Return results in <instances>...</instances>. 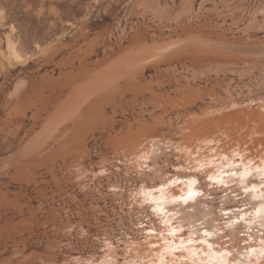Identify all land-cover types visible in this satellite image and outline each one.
I'll use <instances>...</instances> for the list:
<instances>
[{"label":"rangeland","instance_id":"rangeland-1","mask_svg":"<svg viewBox=\"0 0 264 264\" xmlns=\"http://www.w3.org/2000/svg\"><path fill=\"white\" fill-rule=\"evenodd\" d=\"M13 45L21 61L11 55ZM263 47L264 0H0V264H132L143 247L157 249L168 230L164 218L176 214L168 205L155 206L176 173L203 181L208 198L200 197L201 206L221 226L226 207L249 208L239 186L219 187L205 168H191L195 157L188 149L202 121L232 125L247 110L264 111ZM138 142L140 148L145 143L141 165ZM189 216L193 226L206 222ZM241 226L225 233L237 248L246 237L252 243L250 229ZM190 231L178 237L201 245Z\"/></svg>","mask_w":264,"mask_h":264},{"label":"bare ground","instance_id":"bare-ground-1","mask_svg":"<svg viewBox=\"0 0 264 264\" xmlns=\"http://www.w3.org/2000/svg\"><path fill=\"white\" fill-rule=\"evenodd\" d=\"M152 7V6H151ZM262 10V9H261ZM133 11V10H132ZM130 12H131V9H130ZM243 13V12H242ZM187 18V17H186ZM210 26V25H209ZM188 36V35H187ZM189 37V36H188ZM192 37V36H191ZM222 37V36H221ZM183 38V37H182ZM184 39V38H183ZM214 39H216V38H214ZM227 39V38H226ZM254 41H255V39H254ZM220 43V42H219ZM200 44V43H199ZM251 44V43H250ZM260 44H263V43H260ZM9 45H10V43H9ZM226 45V44H225ZM228 45V44H227ZM226 45V46H227ZM255 45H257V44H255ZM189 46V45H188ZM194 46V45H193ZM224 46V45H223ZM242 46V45H241ZM174 47V46H173ZM182 47V46H181ZM184 47V46H183ZM228 47V46H227ZM240 47V46H239ZM235 48V47H234ZM233 48V49H234ZM238 48V47H237ZM264 48V47H263ZM177 49H178V47H177ZM193 49H195V48H193ZM222 49V48H221ZM181 50V49H180ZM147 51V50H146ZM163 51V50H162ZM184 51H185V49H184ZM48 53V52H47ZM144 53V52H143ZM216 53V52H215ZM257 53V52H256ZM168 54H170V53H168ZM224 54V53H223ZM11 55L15 58V59H17V60H19V61H21V59H22V56L20 55V53L17 51V49H16V47L13 45V46H11ZM190 55V54H189ZM235 55V54H234ZM133 56V55H132ZM159 56V55H158ZM142 57V56H141ZM152 57V56H151ZM237 57V56H236ZM246 57V56H245ZM71 58V57H70ZM138 58V57H137ZM153 58V57H152ZM151 58V59H152ZM234 58V57H233ZM244 58V57H243ZM73 59V58H72ZM124 60H125V58H123ZM122 59V60H123ZM147 59V58H146ZM121 60V61H122ZM133 60V59H132ZM141 60H142V58H141ZM154 60V59H153ZM72 61V60H71ZM118 61V60H117ZM127 61V60H126ZM135 61V60H134ZM146 61V60H145ZM155 61V60H154ZM236 61V60H235ZM241 61V60H240ZM244 61V60H243ZM114 62V61H113ZM112 62V63H113ZM129 62V61H128ZM143 62H144V60H143ZM215 62V61H214ZM138 63V62H137ZM235 63V62H234ZM133 64V63H132ZM134 64H136L135 62H134ZM139 64V63H138ZM152 64V63H151ZM222 64V63H221ZM257 64V63H256ZM212 65V64H211ZM234 67V66H233ZM232 67V68H233ZM123 68V67H122ZM139 68V67H138ZM245 68V67H244ZM130 69V68H129ZM133 69V68H132ZM142 69V68H141ZM106 70V69H105ZM121 70V69H120ZM123 70V69H122ZM125 70V69H124ZM228 70V69H227ZM231 70V69H230ZM236 70V69H235ZM110 71V70H109ZM135 71V70H134ZM240 71V70H239ZM115 72H117V71H115ZM114 72V73H115ZM112 73V72H111ZM248 73V72H247ZM103 74V73H102ZM119 74V73H118ZM113 75V74H112ZM119 76V75H118ZM124 76V75H123ZM113 77V76H112ZM115 78V77H114ZM113 78V79H114ZM87 79V78H86ZM97 81V80H96ZM220 81V80H219ZM36 82H38V81H36ZM114 82H115V80H114ZM222 82H223V80H222ZM84 83V82H83ZM40 84V83H39ZM86 84V83H85ZM34 85V84H33ZM32 85V86H33ZM144 85V84H143ZM184 85V84H183ZM179 86V85H178ZM222 87V86H221ZM101 88H103V87H101ZM142 89V88H141ZM99 90V89H98ZM143 90V89H142ZM198 90V89H197ZM95 91V90H94ZM262 91V90H261ZM148 93V92H147ZM158 93V92H157ZM161 93V92H160ZM194 93V92H193ZM210 93V92H209ZM93 94H94V92H93ZM152 94V93H151ZM154 94V93H153ZM152 94V95H153ZM25 95V94H24ZM84 95V94H83ZM137 95H139L138 93H137ZM162 95V94H161ZM213 95V94H212ZM211 95V96H212ZM216 95V94H215ZM254 95V94H253ZM37 96V95H36ZM156 96V95H155ZM186 96V95H185ZM207 96V95H206ZM214 96V95H213ZM152 97V96H151ZM158 97V96H157ZM207 97H210V96H207ZM218 97V96H217ZM29 98H31V97H29ZM160 98V97H159ZM170 98V97H169ZM185 98V97H184ZM190 98H191V95H190ZM233 98V97H232ZM235 98H236V96H235ZM164 99H166V98H164ZM186 99V98H185ZM171 100V99H170ZM181 100H183V99H181ZM191 100V99H190ZM193 100V99H192ZM218 100V99H217ZM228 100V99H227ZM186 101V100H185ZM250 101V103H251V100H249ZM109 102V101H108ZM178 102V101H177ZM233 102V101H232ZM254 101H252V103H253ZM255 102H256V99H255ZM254 102V103H255ZM75 103V102H74ZM166 103V102H165ZM235 103V102H234ZM252 103H251V105H252ZM253 103V104H254ZM258 103V102H257ZM167 104V103H166ZM176 104V103H175ZM236 104V103H235ZM235 104H233L234 106H235ZM249 104V103H248ZM260 104V103H259ZM74 105H76V104H73V106ZM77 105H78V103H77ZM186 105H188V104H186ZM239 105H242V104H239ZM102 106V105H101ZM165 106H167V105H165ZM182 106V105H181ZM234 106H232V107H234ZM237 106H238V104H237ZM76 107V106H75ZM179 107V106H178ZM236 107V106H235ZM248 107V106H247ZM250 107V106H249ZM253 107V106H252ZM67 108V107H66ZM168 108V107H167ZM230 108V107H229ZM97 109V108H96ZM174 109V108H173ZM228 109V108H227ZM238 109V108H237ZM244 109V108H243ZM242 109V110H243ZM246 109H249V108H246ZM251 109V108H250ZM260 109V108H259ZM258 109V110H259ZM70 110H72V109H70ZM74 110V109H73ZM102 110V109H101ZM100 110V111H101ZM207 110V109H206ZM224 110V109H223ZM225 110H226V108H225ZM224 110V111H225ZM229 110V109H228ZM16 111V110H15ZM18 111V110H17ZM103 111V110H102ZM173 111V110H172ZM217 111V110H216ZM215 111V112H216ZM219 111V110H218ZM217 111V112H218ZM222 111V110H221ZM224 111H222V112H224ZM235 111V110H234ZM238 111V110H237ZM240 111V110H239ZM255 111V110H254ZM212 112H214V111H212ZM211 112V113H212ZM222 112H220L219 114H222ZM227 112V111H226ZM251 112H252V109H251ZM251 112L249 113V111L247 110V114H246V116H244V115H241L240 116V124L239 123H237L235 120V124H239L238 126L236 125H233L234 124V121H233V124L231 125V124H225V123H218L217 121L215 122V120L212 122V120H210V119H212V118H210L209 116H208V118H210L209 120H210V122L209 121H207V122H205V121H202V119L205 117V115H203L202 117H200V121H202V122H204L202 125H200L199 123H197V124H199L198 126H200L201 128H200V131L198 132L197 131V129H196V131L198 132H194V133H197V135L195 136V139L193 140V143H192V145L189 147V149H188V151H189V156H194L195 158V160H194V164L191 166V168H194V166H195V168L196 169H202V171H201V173L202 172H204L205 170L208 172V177H209V179L208 180H211L212 181V183H217L216 185H219V187H220V184L221 185H223V186H225V184H226V186H229L230 187V185H233V186H239L240 187V190L242 191L241 193V195H244V197L245 198H243L242 199V202H246L247 201V205H250V207L249 208H242V209H240V210H237L238 209V207H235V206H233V207H230V206H228V207H226L225 208V213L223 214V215H225V216H227L226 217V224H225V226L223 225V226H221L223 223H222V221H219V219L217 220L216 219V216H215V218H214V214L210 211V209L209 208H203V206H204V204H203V206H201V204H202V201L200 200V197H203V196H206V195H204V192H202L201 191V187H200V184H199V181L201 182V180H199V179H197V176H194V175H197V172L199 171H197L196 172V174L194 173V177H192L191 175H189L190 176V178L189 179H181L180 177H179V174L178 173H176V176L177 177H179V179H177V178H175L174 176H173V179H174V181H173V179H172V182L171 183H169L168 182V184L166 183V180L164 179V178H162V176L164 175V173H163V175L162 176H160L161 177V180L162 179H164L165 181H162V182H165L166 184H165V186H164V188H163V192L161 193V195L160 194H157V195H159V197H157L158 199V203H156L155 201V204H151V205H155V206H157L158 207V205H162V206H164V205H168V207L169 208H172L170 211L171 212H176V214L177 215H179V214H181L180 216H181V218H179V219H176V218H178V217H175L176 216V214L174 215V213L172 214L171 212V214L170 213H168V214H164V212H163V214L164 215H168L169 216V214H170V216L168 217V218H164V217H162V218H164V221H167V222H165L166 223V225H164V226H167L166 227V229L168 228V230L166 231V233H164L163 235H164V238H162L163 237V235H162V237H159V238H161V239H163V240H161V241H159V242H155L154 244H155V246L157 247V249L155 248V246H154V248H155V250L152 252V253H150V252H142L143 250H145L144 249V247H143V249H142V251H140V252H135V254L134 255H132V256H135V258H133V259H135L134 260V264H264V111H261L262 113L261 114H257V113H255V114H251ZM10 113V112H9ZM60 113H62V112H60ZM74 113V112H73ZM197 113V112H196ZM201 113H202V111H201ZM225 113V112H224ZM223 113V114H224ZM229 114L228 115H231V114H234L235 115V113H232V112H228ZM231 113V114H230ZM238 112H236V114H237ZM242 113V112H241ZM240 113V114H241ZM246 112H244V114H245ZM249 113V114H248ZM252 113H254V112H252ZM215 114V113H214ZM222 114V115H223ZM239 114V113H238ZM243 114V113H242ZM194 115V117H195V114H193ZM206 115H210V113L209 114H207V112H206ZM211 115H213V114H211ZM225 115V114H224ZM234 115L232 116V118L234 117ZM71 116V115H70ZM218 116V115H217ZM216 116V117H217ZM115 117V116H114ZM198 117V116H197ZM215 117V118H216ZM219 117V116H218ZM221 117H224V116H221ZM220 117V118H221ZM235 117H236V115H235ZM59 118V117H58ZM207 118V117H206ZM206 118H204L203 120H205ZM220 118H218V119H220ZM225 118H226V116H225ZM229 118V116L227 117V119ZM237 118V119H238ZM243 118H246L245 120L246 121H244L243 120ZM55 119V118H54ZM87 119V118H86ZM195 119V118H194ZM196 119H199V118H196ZM218 119H216V120H218ZM230 119V118H229ZM228 119V120H229ZM234 119V118H233ZM233 119H231V123H232V120ZM236 119V120H237ZM243 121H242V120ZM56 120H58V119H56ZM69 121H70V119H68ZM108 120V119H107ZM161 120V119H160ZM189 120H190V117H189ZM192 120V119H191ZM228 120H226V121H228ZM51 121L53 122V119H51ZM55 121V120H54ZM68 121V122H69ZM83 121V120H82ZM85 121V120H84ZM88 121V120H87ZM98 121V120H97ZM147 121V120H146ZM196 121V120H195ZM199 121V120H198ZM197 121V122H198ZM220 121V120H219ZM221 121H223V119L221 120ZM242 121V122H241ZM89 122V121H88ZM157 122V121H156ZM160 121H158V123H159ZM162 122V121H161ZM194 122V121H193ZM55 123V122H54ZM58 123V122H57ZM131 123V122H130ZM164 123V122H163ZM191 123V122H190ZM228 123V122H227ZM67 124V123H66ZM134 124V123H133ZM188 124H189V122H188ZM246 124V125H245ZM51 125V124H50ZM53 125V124H52ZM83 125V124H82ZM105 125V124H104ZM132 125V124H131ZM149 125V124H148ZM147 125V126H148ZM153 125H155V123L153 124ZM184 125V124H183ZM228 125H230L231 127H229V128H227V126ZM64 126V125H63ZM167 126V125H166ZM169 126V125H168ZM182 126V125H181ZM189 126H192L191 124L189 125ZM195 126H196V124H195ZM83 127V126H82ZM155 127V126H154ZM186 127V126H185ZM50 128H52V127H50ZM55 128V127H54ZM137 128V127H136ZM143 128V127H142ZM179 128V127H178ZM196 128V127H195ZM227 128V129H226ZM59 129V128H58ZM83 129V128H82ZM86 129V128H85ZM85 129H84V131H85ZM149 129V128H148ZM188 129V128H187ZM190 129V128H189ZM187 130L188 131V133H189V131L190 130ZM193 129H194V126H193ZM50 130V129H49ZM93 129H91V131H92ZM143 130L144 129H142V132L141 133H143L142 135H145L146 136V134H144V132H143ZM195 130V129H194ZM193 130V131H194ZM198 130H199V127H198ZM64 131H66V130H64ZM183 131H184V129H183ZM88 132V131H87ZM130 132V131H129ZM185 132H186V129H185ZM184 132V133H185ZM43 133V132H42ZM56 133V132H55ZM72 133V132H71ZM121 133V132H120ZM140 133V132H139ZM141 133H140V135H141ZM183 133V134H184ZM138 134V133H137ZM151 134H153V133H151ZM39 135V134H38ZM61 135V134H60ZM118 135V134H117ZM149 135H150V132H149ZM155 135V134H154ZM80 136V135H79ZM79 136H77V137H79ZM87 136V135H86ZM123 136V135H122ZM151 136V135H150ZM182 136H184V135H182ZM246 136H247V138H248V140H249V137L251 138V140L250 141H245V138H246ZM44 137V136H43ZM140 137H142V136H140ZM146 137H148V136H146ZM146 137H144L145 139H146ZM157 137V136H156ZM187 137V136H186ZM36 138V137H35ZM160 138V137H159ZM185 138V137H184ZM184 138H182V139H184ZM34 139V138H33ZM36 139H38V138H36ZM44 139V138H43ZM50 139V138H49ZM125 139V138H124ZM132 139V138H131ZM140 139V138H139ZM142 139L143 138H141L140 140L142 141ZM149 139H150V137H149ZM151 139H152V136H151ZM150 139V140H151ZM158 139V138H157ZM162 139V138H161ZM161 139H158L157 141H160ZM191 139V138H190ZM35 140V139H34ZM53 140V139H52ZM76 140V139H75ZM134 140V139H133ZM139 140V141H140ZM167 140H169V138L167 139ZM172 140V139H171ZM35 141H37V140H35ZM83 141H85V140H83ZM145 141V140H144ZM143 141V142H144ZM40 142V141H39ZM38 142V143H39ZM46 142V141H45ZM78 142V141H77ZM123 142V141H122ZM126 142V141H125ZM153 142H156V141H153ZM167 142V141H166ZM179 142V141H178ZM181 142V141H180ZM183 142V141H182ZM192 142V141H191ZM35 143V142H34ZM73 143V142H72ZM149 143V142H148ZM169 143V142H168ZM172 143V142H171ZM184 143V142H183ZM183 143H179L180 144V146L183 144ZM40 144V143H39ZM38 144V145H39ZM44 144V143H43ZM65 144V143H64ZM80 144V143H79ZM125 144V143H124ZM127 144V143H126ZM131 144V143H130ZM134 144V143H133ZM145 144V143H144ZM144 144H143V146H144ZM164 144V143H163ZM174 144H176V143H174ZM191 144V143H190ZM246 144H248L249 146H247L246 147ZM33 145H35V144H33ZM142 145V143H139L138 142V144L136 145V147H135V145H133V148L135 147L136 148V150L135 151H139L140 152V154H137V162L139 163V157H140V155H142L143 153H142V149H143V146H142V148H140L139 146H141ZM149 145V144H148ZM161 145V144H160ZM159 145V146H160ZM32 146V145H31ZM155 146V145H154ZM153 146V147H154ZM165 146H167L166 145V143H165ZM174 146V145H173ZM27 147V146H26ZM124 147V146H123ZM129 147V146H128ZM168 147V146H167ZM170 147V146H169ZM172 147V146H171ZM182 147V146H181ZM33 148V147H32ZM79 148V147H78ZM148 148V147H147ZM156 148V147H155ZM161 148H162V146H161ZM160 148V149H161ZM25 149V148H24ZM38 149V148H37ZM145 149V148H144ZM149 149H150V146H149ZM154 149V148H153ZM163 149H165L164 147H163ZM168 148H166L165 149V151L167 150ZM171 149H173V148H171ZM177 149V148H176ZM74 150H76V149H74ZM118 150V149H117ZM116 150V151H117ZM128 150V149H127ZM147 150V149H146ZM30 151V150H29ZM55 151V150H54ZM65 151V150H64ZM129 151H130V149H129ZM128 151V152H129ZM157 151V150H156ZM159 151H161V150H159ZM164 151V150H163ZM169 151V153H170V150H168ZM167 151V152H168ZM176 150L174 149V152H175ZM31 152V151H30ZM36 152V151H35ZM61 152V151H60ZM134 152V151H133ZM139 152H137V153H139ZM143 152H145L144 150H143ZM149 153L151 152V151H148ZM172 152V151H171ZM173 152V153H174ZM177 152H178V149H177V151H176V154H177ZM179 152H180V150H179ZM178 152V153H179ZM182 152V151H181ZM16 153V152H15ZM65 153V152H64ZM67 153V152H66ZM136 153V152H135ZM164 153V152H163ZM162 153V154H163ZM21 154V153H20ZM34 154V153H33ZM71 154V153H70ZM79 154V153H78ZM82 154V153H81ZM145 154V153H144ZM159 154H161V152L160 153H158L157 155H159ZM166 154H168V153H166ZM165 154V155H166ZM175 154V155H176ZM13 155H14V153H13ZM53 155V154H52ZM55 155V154H54ZM69 155V154H68ZM153 155H155V154H153ZM157 155H155V156H157ZM165 155H163V156H165ZM168 155H170V157H171V153L170 154H168ZM167 155V156H168ZM174 155V156H175ZM181 155V154H180ZM187 155V154H186ZM134 156V155H133ZM143 156V155H142ZM160 156V155H159ZM162 156V157H163ZM173 156V155H172ZM61 157H64V156H61ZM67 157V156H66ZM136 157V156H135ZM150 157V156H149ZM149 157H147V158H149ZM152 158H154V156H151ZM161 157V156H160ZM169 157V158H170ZM176 157V156H175ZM183 157V156H182ZM188 157V156H187ZM187 157L186 156H184V158H185V160L184 161H186L187 162ZM29 158V157H28ZM80 158V157H79ZM177 158V157H176ZM179 158V157H178ZM26 159V158H25ZM54 159V158H53ZM59 159V158H58ZM66 159V158H65ZM142 159H143V157H142ZM156 159V158H155ZM171 159V158H170ZM180 159V158H179ZM179 159H177L178 161H179ZM188 159H190V157L188 158ZM13 160V159H12ZM152 160V159H151ZM191 160V159H190ZM189 160V162H191V161H193V160H191L190 161ZM66 161V160H65ZM163 161V160H162ZM183 161V162H184ZM97 162V161H96ZM122 162V161H121ZM136 162V163H137ZM149 162V161H148ZM148 162H146V163H148ZM151 162V161H150ZM161 162V161H160ZM182 162V161H181ZM182 162V163H183ZM189 162H188V164H189ZM135 163V164H136ZM137 163V164H138ZM142 163H144V159H143V162ZM164 163V162H163ZM170 163H172V162H170ZM174 163V162H173ZM176 163V162H175ZM178 163V162H177ZM111 164V163H110ZM134 164V165H135ZM140 164V163H139ZM149 164V163H148ZM150 164H152V162L150 163ZM154 164V163H153ZM160 164V163H159ZM183 164H185V163H183ZM187 164V165H188ZM55 165V164H54ZM141 165V164H140ZM143 165V164H142ZM169 165V164H168ZM176 165H178V164H176ZM186 164H185V166H187ZM190 165V164H189ZM5 166V165H4ZM136 166V165H135ZM145 166H146V164H145ZM149 166V165H148ZM155 166V165H154ZM170 166H172V165H170ZM183 166V165H182ZM185 166H183V167H185ZM151 167V166H150ZM160 167V166H159ZM174 167V166H173ZM179 168L181 167V165L180 166H178ZM88 168V167H87ZM142 168V167H141ZM147 168V167H146ZM153 168V167H152ZM158 168V167H157ZM156 167H154V170L155 169H157ZM170 168V167H169ZM203 168H205L204 169V171H203ZM131 169V168H130ZM159 169V168H158ZM157 169V171H160V170H158ZM166 169V168H165ZM176 169H178L177 167H176ZM183 169H186V168H183ZM152 170V169H151ZM162 170H164V169H162ZM167 170V169H166ZM179 170V169H178ZM177 170V171H178ZM193 171V169H188V172L189 171ZM180 171L182 172V170L180 169ZM195 171V170H194ZM206 171L204 172L205 174H207L206 173ZM151 172H154V171H151ZM150 172V173H151ZM179 172V171H178ZM184 172H186V170H183V173ZM121 173V172H120ZM149 173V172H148ZM155 173V172H154ZM158 173V172H157ZM156 173V174H157ZM160 173V172H159ZM190 173V172H189ZM201 173H200V175H201ZM82 174V173H81ZM147 174V173H146ZM175 174V173H174ZM174 174H172V175H174ZM191 174V173H190ZM193 174V173H192ZM199 174V173H198ZM89 175V174H88ZM150 175V174H149ZM159 175V174H158ZM158 175H157V177H158ZM165 175H167V173L165 172ZM185 175V174H184ZM148 176V175H147ZM171 176V175H170ZM180 176H181V173H180ZM188 176V175H187ZM205 177L207 176V175H204ZM150 177V176H149ZM167 176H165V178H166ZM172 177V176H171ZM185 177V176H184ZM88 178V177H87ZM155 178V177H154ZM201 178H203V177H201ZM136 179V178H135ZM155 179H157V178H155ZM169 179V177L167 178V180ZM153 180V179H152ZM158 180V179H157ZM199 180V181H198ZM159 181V180H158ZM170 181V180H169ZM78 182V181H77ZM82 182V181H81ZM131 182V181H130ZM161 182V181H160ZM159 182V183H160ZM161 182V183H162ZM203 182V181H202ZM202 182H201V184H202ZM209 182V181H208ZM207 182V183H208ZM159 183H155V184H159ZM154 183H152V185H153ZM154 184V186L156 187L157 185H155ZM164 184V183H163ZM162 184V185H163ZM206 184V183H205ZM79 185V184H78ZM207 185H209V184H206L205 186L207 187ZM147 186V185H146ZM211 186H213V184L211 185ZM225 186V187H226ZM215 187H217V186H213V187H210V188H215ZM224 187V188H225ZM153 188V187H152ZM160 190H161V188L160 187H158ZM157 188V189H158ZM218 188V187H217ZM230 188H232V186L230 187ZM236 188H238V187H236ZM142 189V188H141ZM149 189V188H148ZM159 189H158V191H159ZM203 189V188H202ZM207 189H209V188H207ZM219 189V188H218ZM138 190H140V189H138ZM143 190V189H142ZM154 190V189H153ZM152 190V191H153ZM215 190H217L216 188H215ZM219 190H221V189H219ZM223 190V189H222ZM221 190V191H222ZM229 190H232V189H229ZM229 190H225L226 192L228 191V193H229ZM141 191V190H140ZM145 192H146V190H144ZM148 191V190H147ZM150 191V190H149ZM155 191H156V189H155ZM158 191H156V192H158ZM207 191V190H206ZM143 192V191H142ZM141 192V193H142ZM208 192V191H207ZM213 192V191H212ZM230 192H232V191H230ZM239 192V191H238ZM138 193V192H137ZM140 193V194H141ZM146 193H148V192H146ZM151 193V192H150ZM237 193V192H236ZM235 193V194H236ZM144 194V193H143ZM143 194H141V195H143ZM152 194V193H151ZM207 194V193H206ZM136 195H138V194H136ZM144 195H146V194H144ZM143 195V196H144ZM155 195V194H154ZM219 195V194H218ZM231 195V194H230ZM233 195V194H232ZM115 196V195H114ZM118 196H119V194H118ZM149 196V195H148ZM152 196V195H151ZM150 196V197H151ZM208 196V195H207ZM206 196V197H207ZM210 196V195H209ZM137 197H139V196H137ZM155 197V198H156ZM205 197V198H206ZM211 197H214V196H212L211 195ZM216 197V196H215ZM220 197V196H219ZM218 197V198H219ZM229 197V196H228ZM237 197H240L239 195L237 196ZM139 198H141V197H139ZM138 198V199H139ZM145 198V199H144ZM144 198H143V203L145 202V200H146V198L147 197H145L144 196ZM154 198V197H153ZM208 198V197H207ZM230 198V197H229ZM234 198V197H233ZM149 199V198H148ZM202 199V198H201ZM224 199V198H223ZM230 199H232V198H230ZM229 199V201H232V200H230ZM235 199V198H234ZM156 200V201H157ZM210 200V199H209ZM208 200V201H209ZM222 200V199H221ZM227 200V199H226ZM249 200H251L252 202H249ZM141 202H142V198H141V200H140ZM140 201H138L139 203H140ZM152 201L153 200H151V202H147V205L148 204H150V203H152ZM205 201V200H204ZM207 201V202H208ZM153 202V203H154ZM214 202V201H213ZM216 202H217V200H216ZM222 202V201H221ZM223 203V202H222ZM222 203H221V205H222ZM240 203V202H239ZM131 204V203H130ZM141 204V203H140ZM212 205H213V203H211ZM215 204V203H214ZM226 203H224V205H225ZM245 204V203H244ZM245 204V205H246ZM143 205V204H142ZM142 205H140V206H142ZM145 205H146V203H145ZM144 205V206H145ZM151 205H149V207L151 206ZM207 205H208V203H207ZM206 205V206H207ZM236 205V204H235ZM240 205V204H239ZM243 205V204H242ZM209 206V205H208ZM143 207V206H142ZM146 207V206H145ZM144 207V208H145ZM152 207V206H151ZM159 207H161V206H159ZM209 207H211V206H209ZM217 207V206H216ZM225 207V206H224ZM143 208V209H144ZM148 208V207H147ZM154 208V207H153ZM162 208V207H161ZM160 208V209H161ZM218 208V207H217ZM216 208V209H217ZM221 208H222V206H221ZM134 209V208H133ZM149 209V208H148ZM147 209V210H148ZM152 209V208H151ZM168 209V208H167ZM177 209H180V211L178 212V210ZM215 209V210H216ZM146 210V212L148 213V211ZM155 210H157V209H155ZM165 210V209H164ZM177 210V211H176ZM214 210V209H213ZM145 211V210H144ZM152 211V210H151ZM168 211V210H167ZM166 211V212H167ZM140 212V211H139ZM155 211L153 210V213H154ZM159 212V211H158ZM160 212H161V210H160ZM165 212V213H166ZM215 212H217V211H215ZM220 212V211H219ZM150 213V212H149ZM156 213V212H155ZM221 213H222V211H221ZM159 214V213H158ZM196 215L197 214V216H199V217H201L202 219H204L206 222L204 223V224H202V225H199V223L198 222H196V223H198V224H196V225H192V224H194L193 223V221L191 220V216H189V215ZM130 215V214H129ZM156 215H157V213H156ZM160 215H161V213H160ZM158 216V215H157ZM190 217V220L188 219L189 217ZM197 216H195V217H197ZM148 217H149V215H148ZM150 217H151V215H150ZM160 217V216H159ZM195 217H193L192 219H194ZM219 217H220V215H219ZM161 218V219H162ZM175 218V219H174ZM218 218V217H217ZM221 218H224V216L223 217H221ZM142 219V218H141ZM158 219V218H157ZM167 219V220H166ZM153 220V219H152ZM158 221V220H157ZM161 221V220H160ZM162 221H163V219H162ZM161 221V222H162ZM163 221V222H164ZM198 221V220H197ZM203 221V220H202ZM221 222L222 224H220L219 222ZM153 222V221H152ZM155 222V221H154ZM153 222V224H155ZM159 222V221H158ZM158 222H157V224H158ZM223 222H224V220H223ZM143 223V222H142ZM160 223V222H159ZM159 225V224H158ZM193 227H192V226ZM241 225H246V227L247 228H249L250 229V231L248 232V236L250 237V241H252V243H249V240H245L247 237L246 236H244V237H246L244 240H242L244 243L243 244H245L244 246H242L241 247V245L239 246V247H241V248H237V247H234V246H232V244H234V243H232L231 241L229 242V241H225V239L228 237V236H225V233H226V231H228V232H230V235H233V232L235 231V229L236 228H239ZM152 227V226H151ZM160 227V226H159ZM159 227H157L158 229H159V231H165V230H163V229H160ZM163 227V226H162ZM241 227H243V226H241ZM129 228V227H128ZM156 228V227H155ZM155 228H154V230H155ZM189 228H191L192 229V232L194 233V234H192L191 233V231H190V235H188V236H190L191 238L193 237L192 235H198V237L200 238V240H198L200 243H201V245H197L195 242L197 241V238H196V241L194 242V243H190V242H188L186 239V241L184 240H182V238H179L181 235H179V233L184 229V231L185 230H187V229H189ZM153 229V228H152ZM239 230H240V228H239ZM238 230V231H239ZM244 230V229H243ZM243 230H242V233H243ZM246 230V229H245ZM244 230V231H245ZM248 230V229H247ZM150 232H153L154 234L156 233L157 235H158V233H157V231L155 230V231H151L150 230ZM150 232H148V233H150ZM162 233V232H161ZM236 233V232H235ZM236 234H239V233H236ZM247 234V233H246ZM150 236H151V233L149 234ZM149 235H147V236H149ZM159 235H160V233H159ZM158 235V236H159ZM178 235H179V237H178ZM229 235V236H230ZM235 235V234H234ZM241 235V234H240ZM152 236H155V235H152ZM149 237V238H152L153 239V237ZM184 236H186V235H184ZM183 236V237H184ZM239 236V235H238ZM187 237V236H186ZM196 237V236H195ZM231 237V236H230ZM234 237V236H233ZM232 237V238H233ZM240 237V236H239ZM158 238V237H157ZM194 238V237H193ZM148 239V238H147ZM155 239H156V237H155ZM155 239H153V240H155ZM187 239H188V237H187ZM228 239H229V237H228ZM240 239H242L241 237H240ZM149 240H151V239H149ZM159 240V239H158ZM232 240V239H231ZM234 240H235V238H234ZM146 241V240H145ZM194 241V240H193ZM225 241V242H224ZM236 241V240H235ZM238 241V240H237ZM236 241V242H237ZM241 241V240H240ZM246 242H248V243H246ZM132 243V242H131ZM144 243V242H143ZM149 243H151V241L149 242ZM198 243V242H197ZM241 243V242H240ZM153 244V243H152ZM153 244V245H154ZM237 244H238V242H237ZM237 244H236V246H237ZM242 244V243H241ZM109 245H110V243H109ZM153 245H152V247H153ZM113 246V245H112ZM116 248V247H115ZM125 248H126V246H125ZM138 248V247H137ZM153 248V249H154ZM110 249V248H109ZM152 249V248H151ZM116 250V249H115ZM125 250L126 249H124V252H125ZM138 250V249H137ZM118 251V250H117ZM121 251V250H120ZM115 253L116 252H114V255H115ZM122 253H123V251H122ZM113 256V255H112ZM129 256V255H128ZM107 257V256H106ZM110 257V256H109ZM117 257H119V256H117ZM127 257V256H126ZM94 258V257H93ZM121 258V257H120ZM127 259V258H126ZM131 259V258H130ZM130 259H128V260H130ZM103 260V259H102ZM108 260V259H107ZM110 260H112L111 259V257H110ZM118 260V259H117ZM101 261V260H100ZM116 261V260H115ZM106 262V261H105ZM110 262H112V261H110ZM108 263V262H107ZM107 263H104V264H107ZM119 263V262H118ZM118 263H115V264H118ZM132 263V264H133ZM109 264V263H108ZM123 264V263H122ZM128 264H129V262H128ZM131 264V263H130Z\"/></svg>","mask_w":264,"mask_h":264}]
</instances>
